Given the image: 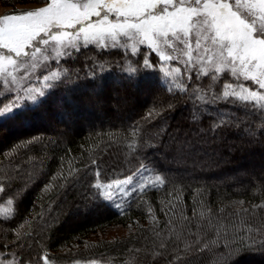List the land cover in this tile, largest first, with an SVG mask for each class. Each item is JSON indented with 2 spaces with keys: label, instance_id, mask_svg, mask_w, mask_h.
<instances>
[{
  "label": "trees",
  "instance_id": "1",
  "mask_svg": "<svg viewBox=\"0 0 264 264\" xmlns=\"http://www.w3.org/2000/svg\"><path fill=\"white\" fill-rule=\"evenodd\" d=\"M53 67L36 85L44 97L0 117L2 255L16 264H264V173L245 172L241 159L250 129L264 126V100L199 98L222 95L225 83L255 88L228 73L215 82L181 74L170 86L147 48L88 46ZM130 176L125 191L114 187ZM116 226L128 233L104 238Z\"/></svg>",
  "mask_w": 264,
  "mask_h": 264
},
{
  "label": "snow or ice",
  "instance_id": "2",
  "mask_svg": "<svg viewBox=\"0 0 264 264\" xmlns=\"http://www.w3.org/2000/svg\"><path fill=\"white\" fill-rule=\"evenodd\" d=\"M81 36L84 46L119 43L118 37L138 40L140 44L147 42L159 53L161 62L179 59L165 55L163 48L187 55L189 79L194 71L198 80L208 76L213 82L222 73H229L237 81L243 77L264 89V0H49L34 11L0 16V75L12 76L9 66L19 71L50 47L52 51L76 48ZM44 59L48 56L44 55ZM143 65L154 67L147 58ZM48 80L44 76V81ZM238 87L239 92L233 84L225 83L222 95H211V101L199 98L205 103L227 102L230 97L241 101L258 98L256 91H249L243 84ZM36 91L38 95L18 96L0 111V117L14 118L25 101L35 104L46 95L45 90ZM192 118L197 119L195 113ZM131 179L128 177L124 183ZM92 186L101 196L107 187L99 181Z\"/></svg>",
  "mask_w": 264,
  "mask_h": 264
},
{
  "label": "rangeland",
  "instance_id": "3",
  "mask_svg": "<svg viewBox=\"0 0 264 264\" xmlns=\"http://www.w3.org/2000/svg\"><path fill=\"white\" fill-rule=\"evenodd\" d=\"M48 2L49 0L47 1V3ZM47 3L29 4L20 7L19 11L16 13H8L7 9L0 8V16H4L6 14H20L27 11H34L40 7L45 6ZM93 19L96 18L93 17ZM110 19L114 20L115 16H110ZM66 30L73 31L72 29H66ZM118 41L119 43L115 41H107L106 42L107 46L101 45L99 43H92L89 44L88 46L104 51L113 48H122V49H126L132 54H135L141 48H147L153 51L160 59L159 53L154 51L152 48H150L147 42H145V44H140L138 40H127L124 37H118ZM76 45H77L76 48H71V47L58 48L56 51H52L50 47L47 53H44L43 55L38 54V58L35 61H31L25 68L20 69L19 71H15L11 66H9L8 71L12 72V76L7 75V73L0 75V100L6 97H11V99L6 102L7 104L4 106V110L7 108L6 106L8 104L10 106L11 103L14 100H16L18 96L25 97L28 95H36L37 94L36 85L44 84L45 82L44 76H48L50 80L52 76H54L53 73L56 74V69H55L56 67H53L54 65L56 66V64L60 63V61H62L71 52H75L80 48L88 47V46H84L82 36L80 37L79 40L76 41ZM54 46L55 44L54 42H52V47ZM162 50L164 51L165 55L172 54L179 57V59L177 60H165L161 62V72L163 75V80L170 86H177L178 82H176L177 81L176 79L179 78L181 74L185 76L188 75L185 68V62L188 60V57L187 55L181 54L179 52L173 53L171 49L163 48ZM57 51L60 53L59 56L57 55ZM44 55H47L48 59H44ZM193 73L196 74L195 71ZM13 77H15L16 79L13 80ZM240 80H242L243 82H248L252 88L256 89V92L258 93V98L256 100H264L259 98L261 96H264V89H260L259 86L254 84L251 80L245 81L243 77H241ZM239 91H241L240 88L239 90H237V92ZM114 102H117V100H114ZM55 126L60 127L62 125L56 124ZM248 133L249 134L246 142V152L243 154V157L241 158L242 167L245 170V172L255 173L256 176L259 177V175L262 176V174L264 173V126L263 127L254 126L253 128L250 129ZM263 178L264 177H262V179ZM127 184L128 183H124V182L121 183L116 182V185L114 187L118 191L122 192L125 191ZM260 199H261L260 200L261 203L264 205V198L260 197ZM74 216H75L74 213L70 214V219L71 220L75 219ZM128 230H129L128 228L116 226L109 229L105 233L104 238H106L107 240H111L114 238H121L128 233ZM0 264H16V263L11 258H6L5 255H2L0 253ZM79 264H99V263L88 262V263H79Z\"/></svg>",
  "mask_w": 264,
  "mask_h": 264
}]
</instances>
